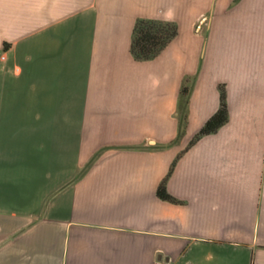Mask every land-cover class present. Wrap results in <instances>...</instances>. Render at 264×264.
I'll return each instance as SVG.
<instances>
[{"label":"crops","instance_id":"crops-1","mask_svg":"<svg viewBox=\"0 0 264 264\" xmlns=\"http://www.w3.org/2000/svg\"><path fill=\"white\" fill-rule=\"evenodd\" d=\"M0 264H264V0H0Z\"/></svg>","mask_w":264,"mask_h":264},{"label":"trees","instance_id":"trees-1","mask_svg":"<svg viewBox=\"0 0 264 264\" xmlns=\"http://www.w3.org/2000/svg\"><path fill=\"white\" fill-rule=\"evenodd\" d=\"M176 34V27L170 22H161L150 19H138L133 30L131 52L138 59H147L154 56ZM227 116V107L224 92L220 94V105L199 129L198 135L213 131ZM157 195L171 199L164 190L162 182L159 184Z\"/></svg>","mask_w":264,"mask_h":264}]
</instances>
